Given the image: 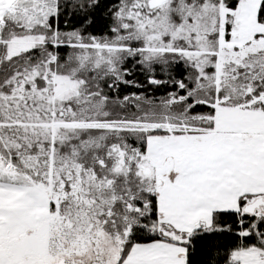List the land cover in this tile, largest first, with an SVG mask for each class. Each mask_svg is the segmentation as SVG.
<instances>
[{
    "label": "snow or ice",
    "instance_id": "6c2138e0",
    "mask_svg": "<svg viewBox=\"0 0 264 264\" xmlns=\"http://www.w3.org/2000/svg\"><path fill=\"white\" fill-rule=\"evenodd\" d=\"M0 264H264V0H0Z\"/></svg>",
    "mask_w": 264,
    "mask_h": 264
}]
</instances>
